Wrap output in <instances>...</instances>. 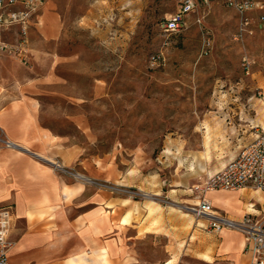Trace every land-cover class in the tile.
Here are the masks:
<instances>
[{
	"label": "rangeland",
	"instance_id": "374dc122",
	"mask_svg": "<svg viewBox=\"0 0 264 264\" xmlns=\"http://www.w3.org/2000/svg\"><path fill=\"white\" fill-rule=\"evenodd\" d=\"M180 1L48 0L29 33L28 63L9 57L34 79L40 123L61 143L67 172L144 211L176 212L170 222L181 225L196 186L230 160L213 140L241 123L264 129V10L246 15L251 33L235 9L216 4L168 34L163 22ZM48 13L59 22L53 42L41 31ZM181 190L186 200L174 196ZM180 244L130 242L113 264H164L171 251L178 264H204Z\"/></svg>",
	"mask_w": 264,
	"mask_h": 264
},
{
	"label": "crops",
	"instance_id": "0c3cea01",
	"mask_svg": "<svg viewBox=\"0 0 264 264\" xmlns=\"http://www.w3.org/2000/svg\"><path fill=\"white\" fill-rule=\"evenodd\" d=\"M58 30L57 18L44 15V39H58ZM15 33H4V39L14 41ZM28 71L9 56H0V134L15 144L14 148L0 146V207L11 206L14 214L11 264H113L116 256L125 253L121 247L147 240L188 243L204 264H248L245 236L238 230L216 231L208 217L196 222L193 213L183 214L186 223H172L171 215L179 217L176 212L162 206L144 211L137 201L100 191L94 182L67 172L71 166L62 157L61 143L40 123L34 79ZM260 112L264 115V107ZM232 129L213 140L230 158L222 169L264 131L255 132L246 123ZM185 193L181 190L174 196L185 199ZM203 196L217 213L235 220L246 214L260 215L264 204V192L250 187L209 191L188 200L195 205ZM178 258L177 251H171L164 264H178Z\"/></svg>",
	"mask_w": 264,
	"mask_h": 264
},
{
	"label": "built area",
	"instance_id": "2783aa9c",
	"mask_svg": "<svg viewBox=\"0 0 264 264\" xmlns=\"http://www.w3.org/2000/svg\"><path fill=\"white\" fill-rule=\"evenodd\" d=\"M46 3L47 0H0V56L6 55L24 64L28 63L29 33ZM216 4L235 9L242 17V31L245 33L252 32L248 29L251 22L246 15L253 10H264V0H181L176 12L164 20L163 30L168 34L181 32L188 27L189 17L193 13ZM259 22L264 29V13ZM13 30L16 31L15 40H5L3 34ZM161 61V54L152 57L154 65ZM243 67L250 73L253 63L248 57L243 58ZM1 145L7 148L15 147V144L3 138L2 134ZM247 187L264 192V131L224 169L196 186L195 191L205 194L217 190L238 191ZM188 210L197 218L208 217L211 227L216 231L230 228L243 233L246 241L245 253L249 256L248 264H264V204L260 215L246 214L238 220L217 213L204 196L198 205H193ZM13 216L11 206L0 207V264H11L9 251L13 246L10 240Z\"/></svg>",
	"mask_w": 264,
	"mask_h": 264
},
{
	"label": "bare ground",
	"instance_id": "6f19581e",
	"mask_svg": "<svg viewBox=\"0 0 264 264\" xmlns=\"http://www.w3.org/2000/svg\"><path fill=\"white\" fill-rule=\"evenodd\" d=\"M78 176H81V175H78ZM199 202H200V201H197V202H195L194 204H195V205H196V204L198 205V204H199Z\"/></svg>",
	"mask_w": 264,
	"mask_h": 264
}]
</instances>
